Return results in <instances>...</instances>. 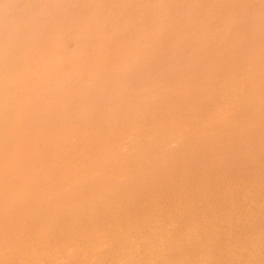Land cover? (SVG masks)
<instances>
[{
  "label": "bare ground",
  "instance_id": "bare-ground-1",
  "mask_svg": "<svg viewBox=\"0 0 264 264\" xmlns=\"http://www.w3.org/2000/svg\"><path fill=\"white\" fill-rule=\"evenodd\" d=\"M0 264H264V0H0Z\"/></svg>",
  "mask_w": 264,
  "mask_h": 264
}]
</instances>
